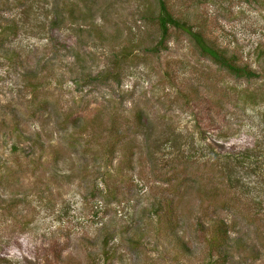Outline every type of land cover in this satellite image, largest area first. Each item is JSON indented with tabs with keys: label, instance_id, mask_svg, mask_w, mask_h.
Instances as JSON below:
<instances>
[{
	"label": "rangeland",
	"instance_id": "rangeland-1",
	"mask_svg": "<svg viewBox=\"0 0 264 264\" xmlns=\"http://www.w3.org/2000/svg\"><path fill=\"white\" fill-rule=\"evenodd\" d=\"M162 1L258 77L157 0H0V264H264V0Z\"/></svg>",
	"mask_w": 264,
	"mask_h": 264
},
{
	"label": "trees",
	"instance_id": "trees-1",
	"mask_svg": "<svg viewBox=\"0 0 264 264\" xmlns=\"http://www.w3.org/2000/svg\"><path fill=\"white\" fill-rule=\"evenodd\" d=\"M157 2L158 11L155 15V21L160 30V39L157 41L158 45H161L162 41L166 38L169 27L178 28L189 36L190 40L192 41L193 45L200 55L208 58L217 66L227 71L229 74L235 76L236 78H243L247 80L252 79L256 76L258 77V73H255V71L252 70L248 65L238 63L232 55H227L224 50L214 46L199 31L192 29V27L189 24H186L183 20L174 17L166 8L162 0H157ZM14 28L15 26L9 28L2 27L1 31L3 32L5 29H10V31L12 30L13 33ZM260 101L264 103V96L259 98L258 102ZM241 153L242 154L239 156L240 159L249 156V150H244V152ZM237 159L238 158H235V161ZM163 216H165L163 218L164 223H169V220H172L170 210H168V212H164ZM226 232L227 227L223 223L218 224L216 227H213L210 230V237H208L207 241L214 246L215 250L226 244ZM178 243L180 246H183L182 242L179 241ZM102 254L104 255V257H107L106 251H102Z\"/></svg>",
	"mask_w": 264,
	"mask_h": 264
}]
</instances>
